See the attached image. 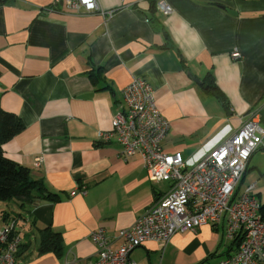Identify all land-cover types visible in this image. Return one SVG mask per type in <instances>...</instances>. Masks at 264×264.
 <instances>
[{"label":"crops","instance_id":"0c3cea01","mask_svg":"<svg viewBox=\"0 0 264 264\" xmlns=\"http://www.w3.org/2000/svg\"><path fill=\"white\" fill-rule=\"evenodd\" d=\"M98 1L103 13L56 0L0 5V108L24 125L2 149L53 194L23 205L7 199L19 209L11 216L21 239L15 264H86L97 250L93 229L104 227L117 247L118 230L167 190V182L148 179L138 155L122 159L115 137H99L133 78L149 83L169 121L165 152L189 156L221 126L236 130L252 113L264 126V0H164L168 15L156 9L158 0ZM254 171L264 175V137L243 181L255 182ZM0 215L1 228L10 217ZM46 229L60 234V253L44 241ZM223 240L207 224L173 234L163 247L146 241L130 257L137 264H215L227 254Z\"/></svg>","mask_w":264,"mask_h":264},{"label":"built area","instance_id":"2783aa9c","mask_svg":"<svg viewBox=\"0 0 264 264\" xmlns=\"http://www.w3.org/2000/svg\"><path fill=\"white\" fill-rule=\"evenodd\" d=\"M57 1L76 12H104L98 0ZM156 9L164 15L173 11L164 0L157 1ZM231 56L241 58L236 49ZM122 99L121 109L112 114L110 128L99 133L100 139L107 142L115 137L122 159L138 155L148 179L167 182L168 188L131 225L118 230L117 247L104 227L93 229L89 237L97 250L86 264H137L130 253L142 243L155 241L163 247L173 234L207 224L221 229L229 242L226 256L215 264H264V213L256 182L240 188L249 159L262 146L264 126L259 114L252 113L236 130L224 124L182 157L162 148L169 121L156 107L146 80L133 78L122 88ZM40 161L36 158L35 165ZM15 224L11 219L0 228V264H15L21 243Z\"/></svg>","mask_w":264,"mask_h":264},{"label":"trees","instance_id":"16d2710c","mask_svg":"<svg viewBox=\"0 0 264 264\" xmlns=\"http://www.w3.org/2000/svg\"><path fill=\"white\" fill-rule=\"evenodd\" d=\"M3 0H0V5ZM205 89L215 90L216 86L211 83L203 84ZM24 128L21 120L12 112L0 108V200L16 198L21 205L31 202L37 198L53 199L49 192L39 181L33 180L26 167L18 164L4 155L3 144ZM247 170V169H246ZM264 213V204H262ZM44 241L51 239L52 246L57 253H60V234L46 229L43 234ZM1 246V243H0ZM21 243L19 244L18 253Z\"/></svg>","mask_w":264,"mask_h":264},{"label":"rangeland","instance_id":"374dc122","mask_svg":"<svg viewBox=\"0 0 264 264\" xmlns=\"http://www.w3.org/2000/svg\"><path fill=\"white\" fill-rule=\"evenodd\" d=\"M260 168H262V167H260ZM253 170H251V171H253ZM254 174L256 177V179H254V180L256 182L257 191L260 190V193H257V196H258L259 200L261 201V203L264 204V175L259 174L258 171H254ZM247 182H248V178L246 179V181H243V179H242L240 186L244 187L245 185H247ZM15 204L16 203L14 200L0 201V212L2 210L5 211L9 215L10 220H11V216H12V218H15L13 216L16 215L18 213V210H19ZM2 222H3V219L1 218V215H0V225ZM220 245L222 248V250H221V252H222V251L226 250L227 246H229V242L227 240H223ZM161 252L162 251H160L159 256L162 255ZM225 256H226V253L221 258H223ZM215 259H216V257H215ZM210 261H212V259H210L208 262H210Z\"/></svg>","mask_w":264,"mask_h":264},{"label":"water","instance_id":"95a60500","mask_svg":"<svg viewBox=\"0 0 264 264\" xmlns=\"http://www.w3.org/2000/svg\"><path fill=\"white\" fill-rule=\"evenodd\" d=\"M215 94V93H214Z\"/></svg>","mask_w":264,"mask_h":264}]
</instances>
